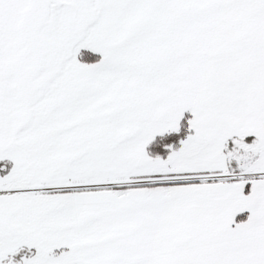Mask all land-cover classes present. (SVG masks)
I'll return each instance as SVG.
<instances>
[{"label": "snow or ice", "instance_id": "snow-or-ice-1", "mask_svg": "<svg viewBox=\"0 0 264 264\" xmlns=\"http://www.w3.org/2000/svg\"><path fill=\"white\" fill-rule=\"evenodd\" d=\"M0 264H264V0H0Z\"/></svg>", "mask_w": 264, "mask_h": 264}]
</instances>
